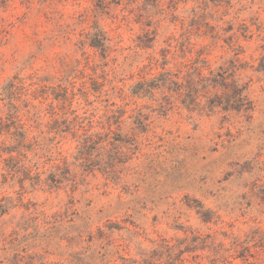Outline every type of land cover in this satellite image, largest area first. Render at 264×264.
Instances as JSON below:
<instances>
[{
    "label": "rangeland",
    "instance_id": "374dc122",
    "mask_svg": "<svg viewBox=\"0 0 264 264\" xmlns=\"http://www.w3.org/2000/svg\"><path fill=\"white\" fill-rule=\"evenodd\" d=\"M0 264H264V0H0Z\"/></svg>",
    "mask_w": 264,
    "mask_h": 264
},
{
    "label": "trees",
    "instance_id": "16d2710c",
    "mask_svg": "<svg viewBox=\"0 0 264 264\" xmlns=\"http://www.w3.org/2000/svg\"><path fill=\"white\" fill-rule=\"evenodd\" d=\"M236 90L237 91H239V89L236 87ZM238 95H240L239 97H241V95L242 94H238ZM81 119V117H79L78 115H76V116H74L73 117V119L70 121V123H71V125L73 126V128H76V130L77 131H79V128H82L83 126L81 125L82 123H81V121H79ZM88 126H89V128L88 129H86V132L83 134V139H86V137H88L89 136V134H88V132L91 130V129H93V122L92 121H90L89 122V124H88ZM15 139H19V138H16L15 137ZM24 137H22V140H17V141H20L21 143H23L24 142ZM9 168V167H8ZM37 169H38V167H37ZM14 174H16V172H14ZM8 175H11V173H10V169L8 170ZM13 175V174H12ZM12 178H15V176H11ZM5 178H7V176H5ZM58 182H56V184H57Z\"/></svg>",
    "mask_w": 264,
    "mask_h": 264
}]
</instances>
